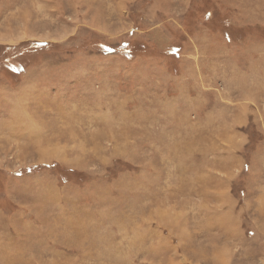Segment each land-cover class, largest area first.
<instances>
[{
	"label": "rangeland",
	"instance_id": "obj_1",
	"mask_svg": "<svg viewBox=\"0 0 264 264\" xmlns=\"http://www.w3.org/2000/svg\"><path fill=\"white\" fill-rule=\"evenodd\" d=\"M0 58V264H264V0H0Z\"/></svg>",
	"mask_w": 264,
	"mask_h": 264
},
{
	"label": "trees",
	"instance_id": "obj_2",
	"mask_svg": "<svg viewBox=\"0 0 264 264\" xmlns=\"http://www.w3.org/2000/svg\"><path fill=\"white\" fill-rule=\"evenodd\" d=\"M22 53H24V52H22ZM162 53H163V56L165 57L166 60L169 58L168 55H172L175 59L170 57V60L169 61L171 62V64H174L175 63L177 56L175 54V51L172 48L169 49V50L166 49ZM21 55L22 56H27L26 54H21ZM25 60L26 59H24V58H19V59H16L15 61H13V62H8V59L7 58L6 59L5 58H0V67L1 68H4L6 71H9L12 75L18 76L23 71L22 64H23V62ZM167 62H168V60H167ZM167 66L171 70L170 65H167Z\"/></svg>",
	"mask_w": 264,
	"mask_h": 264
}]
</instances>
